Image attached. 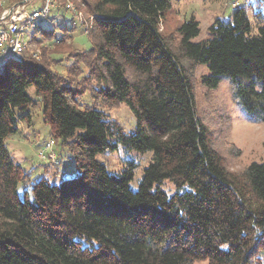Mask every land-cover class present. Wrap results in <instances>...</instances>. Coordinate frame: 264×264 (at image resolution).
<instances>
[{
    "label": "trees",
    "instance_id": "16d2710c",
    "mask_svg": "<svg viewBox=\"0 0 264 264\" xmlns=\"http://www.w3.org/2000/svg\"><path fill=\"white\" fill-rule=\"evenodd\" d=\"M76 1L94 19L81 60L100 83L93 94L125 103L136 125L125 133L102 110L77 107L65 78L31 57L0 68V264H263L264 160L238 172L223 164L196 115L191 70L205 64L202 81L212 88L223 75L244 76L237 103L251 123H264V23L254 29L238 4L209 25L205 41L191 40L199 34L194 17L183 21L173 45L159 29L172 0ZM40 24L31 40L53 38ZM72 30L53 42L71 41ZM28 87L52 139L71 151L75 172L60 183L40 177L25 187L27 174L4 146L30 119ZM119 143L152 153L136 191L133 161L110 174L97 159Z\"/></svg>",
    "mask_w": 264,
    "mask_h": 264
},
{
    "label": "rangeland",
    "instance_id": "374dc122",
    "mask_svg": "<svg viewBox=\"0 0 264 264\" xmlns=\"http://www.w3.org/2000/svg\"><path fill=\"white\" fill-rule=\"evenodd\" d=\"M9 1L0 0V9L8 8ZM37 1L28 0L23 5L26 9H39L41 3ZM69 1L74 10L80 11L86 19L87 33H84L83 26L78 23L75 14L65 8L67 0H58L55 10H52L48 17L40 22L41 27L54 30L53 38L50 33H37L35 39L28 42L22 56L31 57L35 62L46 65L65 78V83L70 87L77 107L102 110L108 118L119 122L125 133H129L134 129L136 119L126 104L110 106L93 94V89L100 83L89 76L88 69L81 60L87 56L86 50L91 48L87 34L94 19L90 20L91 16L82 9L76 8L79 1ZM237 1L239 5L247 6V15L254 29L264 23V0ZM232 6L231 0H172L170 9L160 21L159 29L161 34L175 45L178 38L177 27L183 21L194 17L199 24V34L191 40L205 41L210 38L209 25L217 18H227L232 11ZM69 27H73L72 40L55 44L53 40L61 36L62 28ZM32 30L33 28L30 32ZM68 68L72 70L70 74L67 73ZM191 72L196 115L207 128L209 143L220 156L223 164L229 170L238 172L252 162H262L264 160V123H251L235 96L236 83L246 82V78L223 75L218 85L212 88L202 81L203 76L210 74L205 64L195 65ZM27 93L33 100V105L29 107L30 119L27 122L19 121L18 132L7 136L4 146L13 162L19 164L23 172L27 174L26 182L23 184L25 187H30L40 177H44L51 183H60L63 178L70 177L75 172L71 151L69 148L62 147L59 140L52 139L50 127L43 121L40 113V102L34 94V88L28 87ZM231 142L241 150L239 155L231 152ZM151 156L150 151L140 153L128 150L119 143L115 150L101 153L97 155V159L106 166L110 174L122 173L128 168V163L133 161V177L129 187L136 191L142 169L150 161ZM162 187L169 193L173 191V186L167 181ZM19 189L21 190L22 186ZM83 245L87 244L83 242ZM260 255L264 264V252ZM195 264H206V261Z\"/></svg>",
    "mask_w": 264,
    "mask_h": 264
},
{
    "label": "built area",
    "instance_id": "2783aa9c",
    "mask_svg": "<svg viewBox=\"0 0 264 264\" xmlns=\"http://www.w3.org/2000/svg\"><path fill=\"white\" fill-rule=\"evenodd\" d=\"M58 0H38L41 3L39 9H26L24 5L0 9V68L9 62H18L31 40V33L41 20L48 17L55 8ZM231 5L237 6L238 1L234 0ZM65 6L71 10L80 25L83 26L84 33H87V21L80 11L74 10L72 3L67 0ZM93 17H90L92 20ZM30 32V29H32ZM52 141V140H51Z\"/></svg>",
    "mask_w": 264,
    "mask_h": 264
},
{
    "label": "water",
    "instance_id": "95a60500",
    "mask_svg": "<svg viewBox=\"0 0 264 264\" xmlns=\"http://www.w3.org/2000/svg\"><path fill=\"white\" fill-rule=\"evenodd\" d=\"M27 1H28V0H21V1H20L17 5H15V6L23 5V4H25ZM15 6H12V7L9 9L10 12L12 11V8L15 7Z\"/></svg>",
    "mask_w": 264,
    "mask_h": 264
}]
</instances>
